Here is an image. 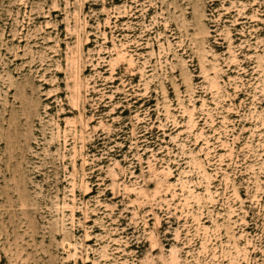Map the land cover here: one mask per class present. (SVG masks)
<instances>
[{
	"label": "rangeland",
	"instance_id": "374dc122",
	"mask_svg": "<svg viewBox=\"0 0 264 264\" xmlns=\"http://www.w3.org/2000/svg\"><path fill=\"white\" fill-rule=\"evenodd\" d=\"M0 264H264V0H0Z\"/></svg>",
	"mask_w": 264,
	"mask_h": 264
}]
</instances>
